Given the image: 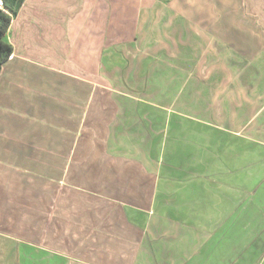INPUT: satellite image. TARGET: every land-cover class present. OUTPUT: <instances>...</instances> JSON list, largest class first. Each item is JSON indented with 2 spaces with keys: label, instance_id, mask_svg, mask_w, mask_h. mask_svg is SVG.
Listing matches in <instances>:
<instances>
[{
  "label": "crops",
  "instance_id": "crops-1",
  "mask_svg": "<svg viewBox=\"0 0 264 264\" xmlns=\"http://www.w3.org/2000/svg\"><path fill=\"white\" fill-rule=\"evenodd\" d=\"M5 40L10 263L264 264V0H24Z\"/></svg>",
  "mask_w": 264,
  "mask_h": 264
},
{
  "label": "trees",
  "instance_id": "trees-1",
  "mask_svg": "<svg viewBox=\"0 0 264 264\" xmlns=\"http://www.w3.org/2000/svg\"><path fill=\"white\" fill-rule=\"evenodd\" d=\"M4 11H0V71L2 65L10 58L12 46L5 40V34L12 20L16 17L24 0H2Z\"/></svg>",
  "mask_w": 264,
  "mask_h": 264
},
{
  "label": "rangeland",
  "instance_id": "rangeland-1",
  "mask_svg": "<svg viewBox=\"0 0 264 264\" xmlns=\"http://www.w3.org/2000/svg\"><path fill=\"white\" fill-rule=\"evenodd\" d=\"M194 25L195 24H192V30L194 29L193 27H194ZM159 29H160V31H159V39L158 40H155V42L158 44L159 43V45H160V43H166V39H164L163 37H164V35L166 34V32H165V30H166V26H165V24H160L159 25ZM174 33V31H171V36H172V34ZM150 40L151 39H149V38H147L146 40H144V41H148L149 42V46H150ZM175 42H177V40H175ZM154 44V43H153ZM155 45V44H154ZM209 64L211 65V66H208L207 67V70H206V74H205V72H202L201 71V73H203V74H205V76L206 77H211L214 73V71H213V69H214V64H215V61H213V62H209ZM193 65V64H192ZM198 70V68H196V71ZM7 249L6 248H4V247H2V248H0V264H12V263H10L9 262V260H8V258H7V253L5 252Z\"/></svg>",
  "mask_w": 264,
  "mask_h": 264
},
{
  "label": "built area",
  "instance_id": "built-area-1",
  "mask_svg": "<svg viewBox=\"0 0 264 264\" xmlns=\"http://www.w3.org/2000/svg\"><path fill=\"white\" fill-rule=\"evenodd\" d=\"M0 11H4V5L2 0H0Z\"/></svg>",
  "mask_w": 264,
  "mask_h": 264
}]
</instances>
